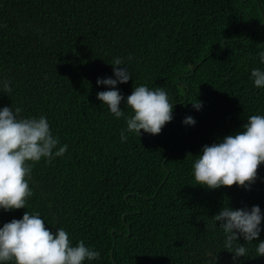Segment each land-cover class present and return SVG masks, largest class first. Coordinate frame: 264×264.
Listing matches in <instances>:
<instances>
[{"label": "trees", "instance_id": "1", "mask_svg": "<svg viewBox=\"0 0 264 264\" xmlns=\"http://www.w3.org/2000/svg\"><path fill=\"white\" fill-rule=\"evenodd\" d=\"M260 51L264 0H0V109L47 117L68 145L32 165L33 196L26 208L0 209V228L39 213L73 246L82 240L100 253L85 264H264L255 251L264 231L235 241L233 251L245 244L248 255L234 260L213 218L224 206L264 213V164L250 190L207 189L193 174L205 145L264 115V88L251 77L264 70ZM116 57L132 76L116 86L125 97L119 119L97 99L109 90L98 78L115 79ZM141 85L167 92L174 119L159 135L126 132L121 142L126 98Z\"/></svg>", "mask_w": 264, "mask_h": 264}, {"label": "clouds", "instance_id": "2", "mask_svg": "<svg viewBox=\"0 0 264 264\" xmlns=\"http://www.w3.org/2000/svg\"><path fill=\"white\" fill-rule=\"evenodd\" d=\"M264 63V51L258 53ZM133 57L129 56L131 60ZM115 79L98 78V85L109 90L97 93V99L107 105L117 119L124 117L121 102L125 97L117 89L118 84L128 83L132 76L124 61L116 57L111 63ZM124 67H120V66ZM251 77L256 88H264V70L253 69ZM10 81L3 82V92L10 94ZM196 110L202 109V102L192 103ZM126 105L132 115L126 118V129L121 131V142L128 139L126 132L141 136L142 131L159 135L174 119V105L162 87L150 89L134 86L126 98ZM20 108L0 109V209L13 211L26 208L33 191L30 187L32 165L46 159L51 163L54 157H62L68 145L59 146L47 117L18 118ZM185 125L194 126L196 121L188 116ZM59 146V147H58ZM58 149V150H57ZM55 150V151H54ZM264 164V115H251L243 130L227 135L219 143L205 145L202 154L193 164L196 185L216 190L221 187L240 186L250 190L259 178V168ZM214 220L225 234L224 247L233 252L234 260L248 255L245 244H233L243 239L250 243L259 241L264 222V213L259 206L250 210L223 207ZM256 256H264V241L256 245ZM100 253L80 241L73 246L68 232L63 228L51 231L39 213L24 212L22 219H13L0 228V264H85L97 260Z\"/></svg>", "mask_w": 264, "mask_h": 264}]
</instances>
